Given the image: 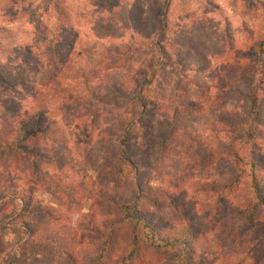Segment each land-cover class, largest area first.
<instances>
[{
  "label": "trees",
  "instance_id": "obj_1",
  "mask_svg": "<svg viewBox=\"0 0 264 264\" xmlns=\"http://www.w3.org/2000/svg\"><path fill=\"white\" fill-rule=\"evenodd\" d=\"M26 1L0 0V12L22 18ZM72 1L49 0L55 23L34 70L27 46L0 42V201L20 209L25 264H264V0H232L240 43L198 4L172 23L176 0H155L149 17L127 0H76L121 13L130 32L121 47L125 33L98 32L88 50L89 13ZM98 145L91 178L79 163ZM44 185L60 208L34 200Z\"/></svg>",
  "mask_w": 264,
  "mask_h": 264
},
{
  "label": "rangeland",
  "instance_id": "obj_2",
  "mask_svg": "<svg viewBox=\"0 0 264 264\" xmlns=\"http://www.w3.org/2000/svg\"><path fill=\"white\" fill-rule=\"evenodd\" d=\"M131 3V7L137 6L145 12V16L149 17L151 15V11L153 3L155 0H127ZM82 1L78 2L76 0L72 1L73 9L78 8L79 5H82V8L85 12H88V16L85 19H82L81 26L83 27L84 34L79 37V40L82 38L90 39L89 43L85 42V49H90L92 46V39L96 37L99 33H118L119 35L125 33V36L122 40L116 42L115 44L118 46H126L128 41L130 40L129 30H127V26L125 27L123 24L127 23L121 13L114 16H111L109 12L105 11L101 8L94 7H84L83 4H87ZM187 5H186V3ZM197 4L202 8H207L206 10H211L213 15V24L211 27H216L221 31L217 33L220 37H227L228 40L240 41L243 38L242 33V18L239 14V10L235 8V5L232 0H176V8L173 9L174 17L172 18V23L174 19L177 18L176 13L177 10L181 8H187L188 6H192L193 8L197 7ZM218 5V6H217ZM18 14H21L24 11L27 14L19 19L13 20L6 18L5 14L0 12V42L7 45L9 49H13V47H21L19 50L25 46L29 49V51H25V59L31 65L34 70L36 66V62H38V55H43L46 52L47 46H45L46 35H48L49 30L52 25L55 23V13L52 10V7L49 3V0H27L22 5L17 6ZM23 9V10H22ZM81 8L79 7V12ZM140 11V10H139ZM180 14V13H179ZM93 17L92 19L90 18ZM209 16V15H207ZM206 16V17H207ZM137 18H140L136 15ZM200 18V17H199ZM215 24V25H214ZM180 26H185L186 29L189 27V22H180ZM210 27V30L213 31V28ZM48 29V30H47ZM209 29V28H208ZM204 32V31H202ZM89 35V36H88ZM216 35H211L214 37ZM102 43L98 42V45ZM97 45V46H98ZM24 49V48H23ZM18 51V50H16ZM21 52V51H18ZM8 58L11 56L7 54ZM89 57V55H87ZM42 58V57H41ZM86 58V57H85ZM19 63V62H18ZM85 65V63H84ZM129 64L127 62L124 63L122 69L117 71V74L125 75L128 73ZM116 74V75H117ZM31 75V74H30ZM34 75V74H32ZM32 79H35V75L32 76ZM209 83H214L213 74L207 78ZM222 116H227L225 113H222ZM80 131H76L75 136H80ZM208 132L206 137H208ZM210 140V138H209ZM181 143L183 146L181 150L189 155H197L198 157L205 156V151L203 147H197L194 149V144L189 141H185L181 139ZM256 148L257 152L259 150V157L264 160V140H259V143ZM102 149L101 145H98L92 156L88 162L79 163L78 170L83 173H87L91 178H95L97 172L94 168V165L90 162L99 161L102 159L104 153L100 154L99 151ZM100 158V159H99ZM102 162H100L101 164ZM175 162H171V166L175 165ZM177 166V165H176ZM223 170H225L226 165H223ZM55 187V186H54ZM33 194L34 200L44 207L47 206H56V208H60V202L62 201L63 196L58 195L55 192V189L49 190L48 185L39 186V188H33L31 190ZM3 201H0V264H25V261L21 257V253L19 251V245L27 238L24 228H22V224L20 222L21 212L18 209L16 203L11 202L9 207H3ZM90 201H87L86 208L90 205ZM67 209L69 206L67 205ZM65 208V209H66ZM84 211V210H83ZM14 213V215H12ZM78 218V214L73 213L71 217V222L76 221ZM19 219V221H18ZM45 220V219H44ZM48 219L45 220L47 222ZM41 251V248H38ZM32 252H38V250ZM2 251V252H1ZM31 251V250H30ZM35 252V253H36ZM31 264H43L44 260L40 256H35L32 254L31 256Z\"/></svg>",
  "mask_w": 264,
  "mask_h": 264
}]
</instances>
